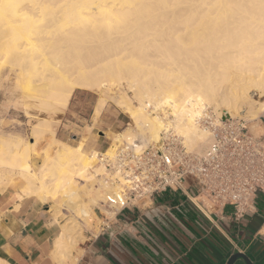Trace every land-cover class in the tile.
Masks as SVG:
<instances>
[{"label": "bare ground", "instance_id": "1", "mask_svg": "<svg viewBox=\"0 0 264 264\" xmlns=\"http://www.w3.org/2000/svg\"><path fill=\"white\" fill-rule=\"evenodd\" d=\"M4 64L41 113L56 116L77 89H89L102 93L101 108L114 99L129 115L132 129L104 153L62 143L53 120L40 121L33 138L47 135L58 149L44 153L38 173L29 163L32 144L0 140V184L13 175L23 183L20 194L62 201L88 222L97 207L120 210L127 182L101 157L114 159L123 143L135 141L133 132L149 146L173 134L201 151L211 138L201 124L209 109L227 118L245 113L249 121L264 114V0H0ZM114 87L123 92L108 97ZM143 146L135 144L136 152ZM70 224L55 240L60 264L81 234Z\"/></svg>", "mask_w": 264, "mask_h": 264}, {"label": "crops", "instance_id": "2", "mask_svg": "<svg viewBox=\"0 0 264 264\" xmlns=\"http://www.w3.org/2000/svg\"><path fill=\"white\" fill-rule=\"evenodd\" d=\"M98 93L96 121L109 104L108 100L101 108L102 93ZM185 187L189 197L167 192L118 210L100 232L87 234L82 253L66 264H228L236 254L252 264H264V193L257 196L253 215L235 222L230 208L224 214L204 216L191 201L196 195L194 181H187ZM22 188V181L12 176L0 184V262L60 264L53 254L64 222L55 218L50 203L20 194ZM235 264L246 263L239 259Z\"/></svg>", "mask_w": 264, "mask_h": 264}, {"label": "built area", "instance_id": "3", "mask_svg": "<svg viewBox=\"0 0 264 264\" xmlns=\"http://www.w3.org/2000/svg\"><path fill=\"white\" fill-rule=\"evenodd\" d=\"M201 124L211 136L202 154L187 150L181 138L168 134L160 146H148L141 153L134 145H124L114 159L101 157L107 169L127 182L119 199L121 211L167 192L188 195L185 183L192 180L196 195L191 201L207 218L216 211L224 214L226 208L235 222L253 215L257 196L264 193V135H253L245 119L219 116L211 109Z\"/></svg>", "mask_w": 264, "mask_h": 264}, {"label": "rangeland", "instance_id": "4", "mask_svg": "<svg viewBox=\"0 0 264 264\" xmlns=\"http://www.w3.org/2000/svg\"><path fill=\"white\" fill-rule=\"evenodd\" d=\"M15 80L16 73L11 71L9 65L4 64L0 66V140L9 141L14 144H20V142L32 144L33 147L31 145V159H29V163L36 173H38L41 168H43L42 163L44 164L46 159L44 153L47 154L50 151V155L53 156L58 149L54 146L52 147V141L47 135L44 137L41 136L40 138L42 139L39 138L40 140L34 139L35 137L33 138V128L40 121L50 122V120H53L55 125L52 127H54V129L57 127L56 136L58 139H62L73 146L83 143L84 151L87 153L94 149V146L104 153L114 136L124 133L128 129H132L130 126L132 121L129 115L122 110V108L117 104L118 102L114 99L109 100V104L107 105L106 109L103 111L99 120L96 121L93 112L96 101L100 96L98 92L84 90L76 91L69 107L64 110L65 112H57L55 113V116L53 114L41 113L36 107H33L30 104L32 103L31 100L25 99L22 92L16 88ZM122 92L123 90L119 87L111 88V91L109 92L110 96L108 95V97H115ZM211 110L214 111L213 109ZM262 116L263 114L259 116L256 121H249L245 113H242L237 118L247 120L248 128L250 129L251 133L257 137H260L264 135V121ZM55 121L57 123L59 122L58 126H56L57 123ZM53 123L50 122L51 125ZM202 127L205 128L203 125ZM47 137L49 140H47ZM131 137L134 138L133 140L135 141H133V143L125 142L121 147L124 145L135 146V144H140L142 146L145 145L143 146L145 149L149 146L147 142V145L144 144L145 140L136 131L133 132ZM210 144L211 138L207 147L203 148L201 151L193 152L198 154L205 153ZM49 147L50 149H48ZM10 176H12L14 179H19L13 175ZM98 185L100 184L96 183L93 186V189L97 188ZM58 201H55L57 204L51 200L47 202L50 203V206H52L51 211H53L54 214L55 210L53 205H59L58 207L60 213L57 215V217H55H59V219L64 222L63 226H66V224L69 225L70 223L73 228L75 226L73 231L74 235L75 232L81 233H77L75 235V237L78 236L76 243L77 245H75L71 251H68L70 257H66V262L70 260L73 261V256L80 255L82 253L81 247L88 243L87 234L91 231L100 232L103 225L106 222L114 219L116 214L110 215L106 210L102 209L101 207H97L95 208V216L92 217V219L88 222H85L73 211L67 209L66 206L62 204V201H59L61 205ZM117 212L118 211H116V213ZM79 237L81 238L78 240Z\"/></svg>", "mask_w": 264, "mask_h": 264}, {"label": "water", "instance_id": "5", "mask_svg": "<svg viewBox=\"0 0 264 264\" xmlns=\"http://www.w3.org/2000/svg\"><path fill=\"white\" fill-rule=\"evenodd\" d=\"M239 259H243L245 261L246 264H252L249 259L242 255V254H236L234 256L231 257V259L229 260L228 264H235V262Z\"/></svg>", "mask_w": 264, "mask_h": 264}]
</instances>
